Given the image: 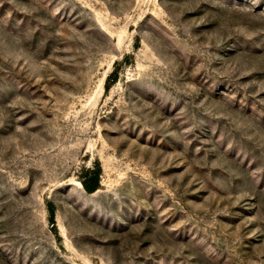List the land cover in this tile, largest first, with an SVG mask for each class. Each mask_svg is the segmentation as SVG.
<instances>
[{
    "label": "rangeland",
    "instance_id": "obj_1",
    "mask_svg": "<svg viewBox=\"0 0 264 264\" xmlns=\"http://www.w3.org/2000/svg\"><path fill=\"white\" fill-rule=\"evenodd\" d=\"M0 264H264V0H0Z\"/></svg>",
    "mask_w": 264,
    "mask_h": 264
},
{
    "label": "trees",
    "instance_id": "obj_2",
    "mask_svg": "<svg viewBox=\"0 0 264 264\" xmlns=\"http://www.w3.org/2000/svg\"><path fill=\"white\" fill-rule=\"evenodd\" d=\"M82 185H83L84 189H85L87 192H89V193L95 191V189H96V188L93 187L91 184H89L87 181H82ZM52 214H53V213H52Z\"/></svg>",
    "mask_w": 264,
    "mask_h": 264
}]
</instances>
